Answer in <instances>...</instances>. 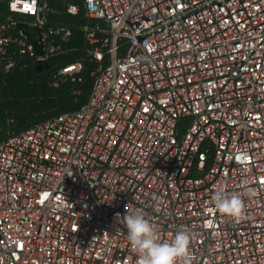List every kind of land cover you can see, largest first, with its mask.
Listing matches in <instances>:
<instances>
[{"label":"built area","instance_id":"built-area-1","mask_svg":"<svg viewBox=\"0 0 264 264\" xmlns=\"http://www.w3.org/2000/svg\"><path fill=\"white\" fill-rule=\"evenodd\" d=\"M4 2L2 73L76 53L53 84L94 82L0 142V264H137L127 204L161 242L190 232L191 264H264V0Z\"/></svg>","mask_w":264,"mask_h":264},{"label":"trees","instance_id":"trees-1","mask_svg":"<svg viewBox=\"0 0 264 264\" xmlns=\"http://www.w3.org/2000/svg\"><path fill=\"white\" fill-rule=\"evenodd\" d=\"M4 10L6 2L0 0V15ZM74 28L73 43H78L82 32L79 24ZM76 57V53H70L55 58L41 72L34 67L18 68L10 75L0 71V142L60 114L78 111L87 102L94 82L90 67L84 69L82 81L53 84L56 66Z\"/></svg>","mask_w":264,"mask_h":264},{"label":"clouds","instance_id":"clouds-1","mask_svg":"<svg viewBox=\"0 0 264 264\" xmlns=\"http://www.w3.org/2000/svg\"><path fill=\"white\" fill-rule=\"evenodd\" d=\"M212 199L219 212L236 221L243 218L245 205L240 195H229L221 189L214 193ZM121 219L127 229L130 249L137 257V264H191L190 232L181 230L170 242H161L158 227L143 212L132 211L128 204Z\"/></svg>","mask_w":264,"mask_h":264},{"label":"water","instance_id":"water-1","mask_svg":"<svg viewBox=\"0 0 264 264\" xmlns=\"http://www.w3.org/2000/svg\"><path fill=\"white\" fill-rule=\"evenodd\" d=\"M40 32V30H38ZM27 38L29 41L33 42V43H36L35 40L29 35V34H26ZM36 51L37 53L41 54L43 53V47L41 44H37L36 43ZM49 67V64H45L44 66L43 65H38L36 70L41 72L43 71L44 68H48Z\"/></svg>","mask_w":264,"mask_h":264}]
</instances>
